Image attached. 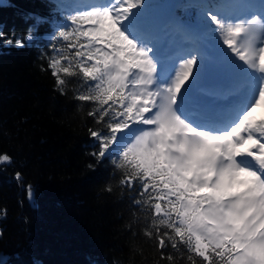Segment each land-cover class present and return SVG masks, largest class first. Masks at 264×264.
Wrapping results in <instances>:
<instances>
[{
  "label": "snow or ice",
  "instance_id": "obj_1",
  "mask_svg": "<svg viewBox=\"0 0 264 264\" xmlns=\"http://www.w3.org/2000/svg\"><path fill=\"white\" fill-rule=\"evenodd\" d=\"M260 4L251 11L252 0H189L163 6L166 15L152 0L62 5L65 47L53 45L49 60L62 94L65 76L82 78L76 98L94 103L89 115L104 123L90 130L93 155L112 159L121 183L138 186L134 203L154 217L146 235L161 249L186 247L202 264H264ZM33 39L31 30H0L4 46ZM12 162L0 154V165ZM26 192L34 204L31 185Z\"/></svg>",
  "mask_w": 264,
  "mask_h": 264
},
{
  "label": "trees",
  "instance_id": "obj_2",
  "mask_svg": "<svg viewBox=\"0 0 264 264\" xmlns=\"http://www.w3.org/2000/svg\"><path fill=\"white\" fill-rule=\"evenodd\" d=\"M74 1L0 0V30L34 36L24 48L0 43V154L13 158L0 165V264H192L186 247L161 249L146 235L154 217L134 203L138 186L121 183L112 159L93 155L90 130L104 123L89 115L94 103L76 98L82 78L65 76L63 94L57 87L49 60L53 45L65 47L62 5ZM152 3L160 12L166 0Z\"/></svg>",
  "mask_w": 264,
  "mask_h": 264
},
{
  "label": "rangeland",
  "instance_id": "obj_3",
  "mask_svg": "<svg viewBox=\"0 0 264 264\" xmlns=\"http://www.w3.org/2000/svg\"><path fill=\"white\" fill-rule=\"evenodd\" d=\"M77 0H75L72 4L73 5H76V6H88V5H90V4H93V0H78L77 2H76ZM171 1L172 0H166V3H165V5H169L170 3H171ZM254 1V3L256 4H258V5H260L261 6V4H260V0H253ZM97 2H99V0H97L96 1V3ZM258 7V6H257ZM255 9V10H254ZM251 8V11H257V9L256 8ZM170 10L169 9H167L166 7H163L162 9H161V11H160V13L162 14V15H166L168 12H169ZM190 19H192L193 21H195V19H196V17H192V18H190ZM261 110H258V112H260Z\"/></svg>",
  "mask_w": 264,
  "mask_h": 264
}]
</instances>
